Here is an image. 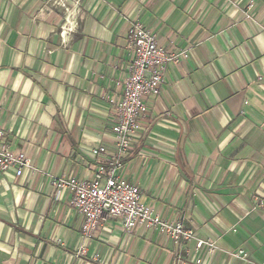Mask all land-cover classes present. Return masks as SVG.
I'll return each mask as SVG.
<instances>
[{"label": "crops", "instance_id": "obj_1", "mask_svg": "<svg viewBox=\"0 0 264 264\" xmlns=\"http://www.w3.org/2000/svg\"><path fill=\"white\" fill-rule=\"evenodd\" d=\"M134 20L186 58L145 99L119 176L216 253L108 218L86 239L55 200L52 179L90 180L114 151ZM262 76L264 0H0V128L30 162L0 173V264H264Z\"/></svg>", "mask_w": 264, "mask_h": 264}, {"label": "built area", "instance_id": "obj_2", "mask_svg": "<svg viewBox=\"0 0 264 264\" xmlns=\"http://www.w3.org/2000/svg\"><path fill=\"white\" fill-rule=\"evenodd\" d=\"M128 41L132 46L133 57L110 126L114 151L105 162L97 166L90 180L63 176L52 179L55 200L63 192L69 193L70 206L83 218L80 232L86 239L93 238L100 222L108 218L121 221L127 232L135 229L155 230L176 246L195 241L197 251L204 248L211 254L216 253L217 247L212 241L197 239L194 230L185 227L181 221L160 218L153 208L141 202L139 188L119 176L123 156L130 148L133 135L147 116L145 99L159 94L167 66L186 58L185 52H165L151 31L144 28L138 20L130 25ZM259 81L264 84V76ZM5 138V131L0 128V173L13 171L19 177L30 167L29 158L23 151H14L4 142ZM92 153L97 156L103 154L104 149L97 148ZM231 256L241 260L247 257L243 250H238ZM199 263L200 260H197L196 264Z\"/></svg>", "mask_w": 264, "mask_h": 264}]
</instances>
